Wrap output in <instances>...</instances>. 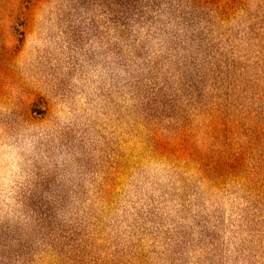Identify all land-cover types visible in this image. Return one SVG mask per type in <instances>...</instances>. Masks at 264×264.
Here are the masks:
<instances>
[{
	"label": "rangeland",
	"instance_id": "obj_1",
	"mask_svg": "<svg viewBox=\"0 0 264 264\" xmlns=\"http://www.w3.org/2000/svg\"><path fill=\"white\" fill-rule=\"evenodd\" d=\"M0 264H264V0H0Z\"/></svg>",
	"mask_w": 264,
	"mask_h": 264
}]
</instances>
